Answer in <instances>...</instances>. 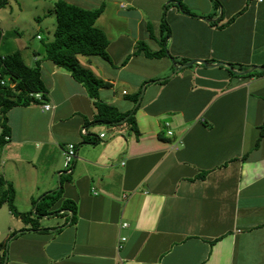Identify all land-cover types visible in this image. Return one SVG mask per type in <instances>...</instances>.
Instances as JSON below:
<instances>
[{"label": "crops", "instance_id": "crops-1", "mask_svg": "<svg viewBox=\"0 0 264 264\" xmlns=\"http://www.w3.org/2000/svg\"><path fill=\"white\" fill-rule=\"evenodd\" d=\"M58 1L101 9L95 26L109 59H78L109 83L100 101L121 113L138 104L139 134L124 120L94 121L84 86L44 57L43 43L25 46L51 108L39 102L6 113L0 173L20 212L49 192L61 189V197L37 228L7 208L4 264H264V135L256 144L264 74L234 73L264 66V0H181L185 10L177 0H34L32 22L45 24L48 39ZM18 8L24 15L27 3ZM193 59L209 65L177 70ZM69 143L76 157L68 175L60 162Z\"/></svg>", "mask_w": 264, "mask_h": 264}, {"label": "trees", "instance_id": "trees-1", "mask_svg": "<svg viewBox=\"0 0 264 264\" xmlns=\"http://www.w3.org/2000/svg\"><path fill=\"white\" fill-rule=\"evenodd\" d=\"M177 1L182 6L181 0ZM6 4L7 0H0V9ZM182 8L185 10L183 6ZM52 13L55 18V27L52 32V38L43 42L44 57L56 66L68 71L73 79L84 86L88 96L94 99L96 108L94 121L111 125L124 120L128 123L129 129L134 135L138 136L139 130L134 118L138 104L131 111L121 113L116 107L100 101L98 99V91L100 88L109 87V83L96 77L90 69L82 66L78 59L79 56L90 55H98L103 59H109L106 50L108 40L105 34L95 26L96 19L101 14V9H84L58 1L54 5ZM1 38L2 30L0 28V41ZM165 53L166 50L163 48L159 52L148 54L156 57L165 55ZM229 72L232 73L231 71ZM254 74H264V70H254L249 74L243 75V77ZM1 81H3V84ZM11 83H14L13 87L10 85ZM39 91L43 93L44 100L46 87L41 78L39 61H36L35 65L31 67L25 62L20 50L5 55L0 53V147L6 143L5 137L9 135L6 113L16 106L39 103L30 95L32 92ZM135 100L137 102V97H135ZM263 135L264 120L259 128L256 144H258ZM60 197L61 189L49 192L40 200L33 202L34 211L20 212L14 202L15 189L13 184L6 181L0 173V208L7 204L12 215L19 217L25 224H30L33 228L39 226L38 219L40 217L51 213L52 210L50 209ZM62 207L68 209L73 215L75 214V207L72 202L65 200L62 202ZM23 231L25 230L23 229L17 233H22ZM6 251L7 242H1L0 264L5 263Z\"/></svg>", "mask_w": 264, "mask_h": 264}, {"label": "rangeland", "instance_id": "rangeland-1", "mask_svg": "<svg viewBox=\"0 0 264 264\" xmlns=\"http://www.w3.org/2000/svg\"><path fill=\"white\" fill-rule=\"evenodd\" d=\"M22 1H25L27 3V8L25 9L26 12L22 16H20L19 14L20 10L18 8V4L20 0H7V4L4 6L6 8L5 11L4 12L3 10L1 11V14H0L1 21H2L1 30L2 32L3 31L7 32L8 38L4 39L3 41H2L3 37L1 38L0 52L4 54L12 53V52H8V49H9L8 46L10 45L12 49L19 48L22 51H24L23 58L28 63V65L33 66V64H29L28 62L29 61L28 55H29L30 50L29 48L25 49L24 47L28 46L29 44L31 45L33 44L32 45L33 48L34 47L37 48L39 46V48L41 49L42 43L48 39L49 35H48V31L46 30L45 24L43 25V29L37 30V24L32 22L31 13L34 10L31 8L30 5L33 4L34 0H22ZM36 35H39L40 37H42V40H39ZM222 67L224 66H221V68ZM65 147L66 145H64V149ZM60 164H61V168H63V160L62 162H60ZM42 171L44 172V170ZM7 208H8L7 204H4V207L1 209L2 211H0V220H1L0 222V243L6 242L8 239V238H4L3 234H1L4 231L3 229L9 225V219H7L8 218ZM32 217H34V215H32ZM17 232L18 231H15V234Z\"/></svg>", "mask_w": 264, "mask_h": 264}, {"label": "built area", "instance_id": "built-area-1", "mask_svg": "<svg viewBox=\"0 0 264 264\" xmlns=\"http://www.w3.org/2000/svg\"><path fill=\"white\" fill-rule=\"evenodd\" d=\"M257 1H262V0H257ZM3 84V81H1ZM12 87L14 86V83L10 84ZM30 95L35 98L37 101L41 102L42 104V108L44 110H49L51 108L50 104L45 103L43 100V93L41 91L39 92H32L30 93ZM166 126H168V123H166ZM81 135H86L87 131L85 128H82L80 131ZM168 135H171L172 132L171 131H167ZM5 139L7 140L8 137H5ZM62 155H63V171H61L60 173H66V174H70L71 170H72V165L73 162L75 160L76 157V151H75V145L73 143H69L67 144L66 148L62 150ZM127 223H123L122 227H126ZM126 240L125 236H121L120 237V243L117 245V249L120 250L122 248V244L124 241Z\"/></svg>", "mask_w": 264, "mask_h": 264}, {"label": "water", "instance_id": "water-1", "mask_svg": "<svg viewBox=\"0 0 264 264\" xmlns=\"http://www.w3.org/2000/svg\"><path fill=\"white\" fill-rule=\"evenodd\" d=\"M177 5H179V3L177 2ZM197 62H200L201 64L207 66L209 65V63L205 60H198V59H193L185 64H182L181 66L177 67V70H179L180 68L182 67H188L190 66L191 64H194V63H197ZM216 67H220V66H224V67H227L228 69L233 70V67L229 64V63H225V62H218L215 64ZM254 70H264V66H252V67H249L245 70H239V71H234V73H236L237 75H246V74H249L251 73L252 71Z\"/></svg>", "mask_w": 264, "mask_h": 264}]
</instances>
